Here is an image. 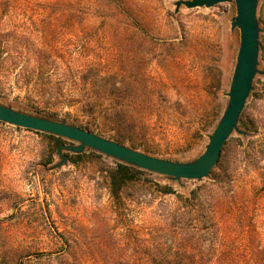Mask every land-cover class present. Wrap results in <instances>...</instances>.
I'll list each match as a JSON object with an SVG mask.
<instances>
[{"label":"rangeland","instance_id":"374dc122","mask_svg":"<svg viewBox=\"0 0 264 264\" xmlns=\"http://www.w3.org/2000/svg\"><path fill=\"white\" fill-rule=\"evenodd\" d=\"M6 1L0 38L39 60L34 69L26 59L16 68L0 62L4 104L94 123L97 134L167 160L205 151L229 100L235 1L178 12L177 0ZM257 19L264 72V0ZM49 92L64 93L65 104L49 106ZM251 92L244 120L257 127L258 154L234 131L208 177L177 181L141 169L121 201L109 187L119 160L63 150L67 163L55 167L60 136L0 121V264H264V73ZM78 95L103 110L98 120L78 111Z\"/></svg>","mask_w":264,"mask_h":264},{"label":"water","instance_id":"95a60500","mask_svg":"<svg viewBox=\"0 0 264 264\" xmlns=\"http://www.w3.org/2000/svg\"><path fill=\"white\" fill-rule=\"evenodd\" d=\"M231 1H235L236 4V15L232 18L231 28L232 30L239 29L240 44L230 89L227 93L229 100L219 123L209 136L205 151L198 158L189 162L159 158L65 120H55L16 110L3 103H0V121L77 142V145L60 144L57 147V154L61 161L55 167L67 163V155L62 152L63 150L80 154L86 148H91L126 164L166 175L177 181L181 179L202 180L208 177L217 165L222 149L231 134L234 131L240 135L247 134L239 127V118L253 90L256 75L264 73L258 69L261 32L257 19L259 0H177L175 2L176 12H178L183 5L191 9L213 7Z\"/></svg>","mask_w":264,"mask_h":264},{"label":"trees","instance_id":"16d2710c","mask_svg":"<svg viewBox=\"0 0 264 264\" xmlns=\"http://www.w3.org/2000/svg\"><path fill=\"white\" fill-rule=\"evenodd\" d=\"M56 1L59 3L65 2L64 0H56ZM9 2H10V0H7L6 5H9ZM68 3L72 6H77V5H79L80 0H68ZM29 53H31L30 49L28 47L20 45L18 41L14 40L12 38L11 39L0 38V62H6L8 67L16 68L17 66L20 65V62L22 61V59H26L27 60L26 63L28 65L32 64V68H33L39 59L37 56H34L33 54H32L33 56H31ZM45 64L47 65L50 63L47 62ZM24 71H25V77L27 80L32 81L37 77L34 73L31 72V68H29V67H25ZM28 93H31V91L28 90ZM64 97H65L64 93L61 95V94L49 92V93H47V98H45V102H47V104L51 107L54 106L55 108L56 107L58 108V106H60L59 104H61V103L65 104V101H63ZM84 99H85V96L84 97H80L79 95L76 96L75 102L77 105L79 104V107H77V109L81 113L87 115L88 117H91V119H93L95 122L96 120H98V117H100L103 110L94 104L80 105V103H82V100L84 101ZM38 100H39L38 102H40L42 99H38ZM0 103L4 104L5 102H2V100H0ZM5 105L10 106L16 110L28 112L31 114L41 115V116L51 118V119H55V120H62V119H57V118L53 117L52 114H54V113H51V115L50 114H40L38 112L23 109L19 106H15V105L12 106L9 104H5ZM53 112H55V111H53ZM108 112H111L110 114H112V115L116 114V113L114 114V112H112V110H109ZM244 114H245L244 111H242L241 116L239 118V124H240L241 128L246 131L247 134L242 136L240 141H242L243 138H244V140H250L249 143L251 145H248V149H250V151L254 155H256V154H258L257 142L255 140L256 134H257V127H255V124L251 121L246 122L244 120ZM94 126H95L94 123L93 124L87 123L86 126H80V127H83L85 129L90 130L89 127H94ZM90 131H92V130H90ZM52 136H54V135H52ZM57 138H58L59 142L56 145L59 146L60 144H62L61 137H57ZM112 139L119 142V143H124L123 141H125V139L120 138V137H116V138H112ZM227 146H228V140L226 141V143L222 149L220 158H219L216 166L221 164L223 157H224V154L226 153ZM77 156H80V154ZM140 171H142V170L139 169L138 167L126 164V163L121 162V161H116V166L113 169H111L110 174H109V187H110V192L113 195V197L117 198V200L121 201L125 187L128 184L132 183L136 179L137 173ZM162 193L164 195H171L174 193V191L169 187H165V189L162 190ZM194 196L197 197V195H194ZM180 216H182V215H180ZM180 218H182V217H180Z\"/></svg>","mask_w":264,"mask_h":264}]
</instances>
